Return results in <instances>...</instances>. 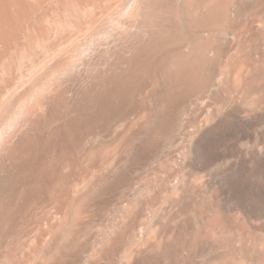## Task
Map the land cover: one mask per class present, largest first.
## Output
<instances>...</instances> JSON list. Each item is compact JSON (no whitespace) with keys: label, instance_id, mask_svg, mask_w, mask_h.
<instances>
[{"label":"bare ground","instance_id":"bare-ground-1","mask_svg":"<svg viewBox=\"0 0 264 264\" xmlns=\"http://www.w3.org/2000/svg\"><path fill=\"white\" fill-rule=\"evenodd\" d=\"M0 264H264V0H0Z\"/></svg>","mask_w":264,"mask_h":264}]
</instances>
